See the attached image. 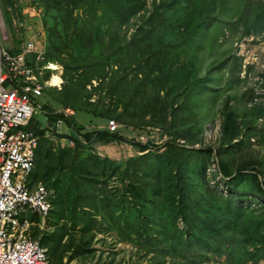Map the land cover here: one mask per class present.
<instances>
[{
	"label": "trees",
	"instance_id": "16d2710c",
	"mask_svg": "<svg viewBox=\"0 0 264 264\" xmlns=\"http://www.w3.org/2000/svg\"><path fill=\"white\" fill-rule=\"evenodd\" d=\"M144 1L38 0L45 9V13L57 10L69 20V29L63 27L61 31L66 39L61 37V33H57L61 42L58 46L52 47L51 35L47 36L46 53L45 49L43 53L44 61L61 63L63 79L67 83H64V88L62 87L60 91L64 90L72 95V98L63 101L47 99L43 108H47L45 112L49 121L61 117L66 124L73 126L76 132L73 138L77 147L82 142L91 143L98 140L109 143L119 140L129 142L138 148V152H141L120 162L96 157L99 160L97 168H100L97 171L103 170L106 178L120 168L123 192L121 196L116 197L106 194L102 189H100L101 193L95 191V187L100 182L94 175L97 173L89 170L91 165L87 159H82L79 153L64 155L59 150L57 163H62L63 159H71V162H67L64 166L67 167L68 187L72 196L68 204L72 216L69 218L71 225L74 228L82 223L81 231L88 232L95 230L93 222L98 221L100 225L98 231L102 232V225L107 224L105 229L125 239H132L131 232H135L138 234L137 245L146 252L170 248L169 251L174 254L180 256L184 254L188 263L196 257L200 258L193 261L194 264L208 260L211 256H224L229 264H246L247 262L258 264L259 260L262 261L261 264H264V211L255 215L254 209L250 211L243 205V197L237 195L233 198L224 197L210 188L204 172L208 160L213 157L211 146L194 149L186 148L185 143L175 142L178 137L185 138L189 144L195 142L192 137L195 132L185 127L178 115L190 109L183 103L205 85L210 72L207 70L205 75L198 76L191 69L197 62L194 57L198 55L196 45L200 43L201 37L209 32L207 36L213 41L218 39L219 33L224 35L226 29L239 30V26H242V34L239 38L246 34L260 33L264 30V4L260 0H154L152 10L130 35L126 45L117 44L106 52L105 45L119 38V34L115 33L116 25H123L130 17L142 10L138 7L142 6ZM0 5L14 34L12 17L8 15L7 6H11V10L16 13H22L24 5L21 0H0ZM76 9L95 15L97 23L80 21L74 15ZM101 25H104L105 29L102 30ZM57 28L56 24L47 27L48 31H54ZM153 37L168 40L163 41L164 47L176 50L173 56V67L170 66L163 72L173 76L174 83H171L168 88L154 87V83L160 78L161 71H140L138 68L148 59L143 58L134 62L136 55L127 50L128 47L133 46L142 57L153 56L155 51L150 53L144 51L146 41H152ZM67 41H77L76 47H70ZM19 47L12 46L9 50L16 53L20 51ZM181 51H186L189 58L178 69L175 68V62ZM121 58L129 61V67L132 68V71L124 76L120 73ZM229 59L230 57L226 58V60ZM107 66H116L111 69L113 75L107 72ZM240 71L241 66L238 67V72ZM165 78H167L166 75ZM122 80H125L127 84L120 88L123 102L120 104L121 111L117 112L116 117L120 124L126 127L144 128V125L151 124L169 134L171 137L162 151V156H165L163 162L155 159L150 148L155 145L150 141L143 143L128 139L118 133L117 129L110 131L106 126L103 129H93L82 133L81 130L84 127L76 124L73 120L74 115L65 116L54 109L60 106L72 109L75 107L77 111L92 114L95 119L106 118V122L108 119H115L108 118L109 115L93 107L96 101L91 100V95L95 90H105L108 94L114 95L115 92L111 87H116ZM87 85L90 86L89 90ZM145 85L152 86L150 94H147L148 89L144 88ZM243 95L250 97L246 99L240 114L235 105L229 103L230 98L223 105L221 122V141L223 142L219 143L218 148L216 147L217 156H220L222 150H225L224 155L231 150L229 144L234 139L249 140L254 135L264 133V101L254 100L257 96H252L246 91ZM163 109L166 111L163 112ZM146 114H151L148 120H144ZM134 116L139 117V121H135ZM160 117L164 118L163 122H159ZM168 117L169 122H166ZM34 119L35 116L30 120V127L35 133L41 134L42 131L34 124ZM225 159L218 158L220 179L230 177L226 184L230 188L235 187V191L238 192L239 177L243 176L242 170L245 168H239L233 175L234 172L230 170ZM249 168L252 171L254 190L264 205V181L258 178L264 168L255 164ZM191 169H196L195 176L189 172ZM165 174L167 175L164 176ZM43 183L51 191L54 190L47 183ZM84 206L95 209L100 214L99 220L95 217L97 213L85 209ZM165 210H167L166 213H164ZM179 218L184 229L177 227ZM156 254L150 257L149 264H159L155 260Z\"/></svg>",
	"mask_w": 264,
	"mask_h": 264
},
{
	"label": "rangeland",
	"instance_id": "374dc122",
	"mask_svg": "<svg viewBox=\"0 0 264 264\" xmlns=\"http://www.w3.org/2000/svg\"><path fill=\"white\" fill-rule=\"evenodd\" d=\"M21 1L24 5L22 7V13H16L11 10V6H7L8 15L12 17L14 34H12L9 23L6 21V16L0 5V25L5 36L2 43L5 46H20L19 48L21 50L26 47L28 41H39L44 45L46 53L45 44L47 36L49 37V35H51L50 39L53 40L51 41L52 47L58 46L61 42L59 41L57 33H61V37L66 39V36L62 34L61 31L63 27H68L69 29L68 18L66 19V17L57 10L45 13V9L39 4L38 0ZM153 1L154 0H145L144 4L138 7L142 10L130 17L123 25H116L115 29L117 32L115 33L119 34V38H117V41H110L108 45H105L106 52L117 44L122 46L126 45L130 35L137 29L138 25L143 23L152 10ZM260 1L264 4V0ZM74 15L82 22L91 21L94 22V24L97 23V17L95 15L86 14L82 9L74 10ZM54 24H56L58 28L54 31H48L47 27H52ZM101 29H105V26L101 25ZM241 29L242 26H239V30L226 29L224 35L219 33L218 39L213 41L210 40L211 37L209 38L207 36L209 32L204 33L200 43L196 45V52L198 55L194 58L197 62L191 69L195 71L198 76L205 75L207 70H210V72L206 78L205 85L194 92L192 97L188 98L183 103L190 107V109L184 114L178 115L180 122L183 123L185 127L189 128V130L195 132V134L192 135L195 142L189 144L188 140L181 137H178L175 142L178 144L185 143L186 148L194 149H204L207 146H211L213 148V157L208 160L204 172L210 188L214 190L216 194L224 197L233 198L235 195L243 197V205L250 211L254 209L255 215H257L264 211V205L261 203V200L254 190L255 185L251 176L252 171L249 166L255 164L258 165V167L264 168V133L254 135L249 140L244 139L241 141L240 138L234 139L229 144L231 150L226 152L225 155V150H222L220 156L216 155V147L219 143L222 144L223 142L221 141V122L223 119V105L226 100L228 98L231 99L229 103L235 105L239 114L242 112L246 99L250 97L243 95L245 91L251 93L252 96H257L254 100L264 101V30L257 34H246L239 38V35L242 34ZM29 31L34 32L35 38L31 39V37L27 36ZM163 41L168 40L153 37L152 41H146V48L144 51L146 53L155 51L153 56L145 55L142 57L141 53L137 52V49L133 46L128 47L127 50L136 55V58L133 60L134 62L143 60V58L148 59V61H144L138 68L140 71H161L160 78L156 80L154 87L168 88L171 83H174L172 80L173 76L168 72H163L167 70L168 67H173V56L176 50L164 47ZM67 43L70 47L74 48L76 47L77 41H67ZM188 56L189 54H187L186 51H181L178 60L175 62V68L180 69L182 63L189 58ZM227 57H230V59L226 60ZM133 61L131 63H133ZM53 64L58 67L61 83L59 86L56 85L45 90L44 93L36 99V103L39 107L38 113L35 114L36 118L34 122L41 127L40 130L42 133L39 134L35 160L34 178L37 180L32 181L33 184L38 181L42 183L45 182L52 187L54 189L53 202L47 218L43 219V221L37 218V215L31 218L29 217L34 222L38 221L40 223L39 227H30V236L38 239L47 248L49 264H63L64 262H69L70 264H149L150 257L155 253H157V259L155 260L159 264H173L172 262L179 264H194L193 261H197L200 257H196L191 263H188L184 258V254L182 256L174 254L172 251H169L170 248L169 250L163 248L161 251H159V249L154 251L153 249L151 252H146L142 247L137 245L138 234L135 232H131L133 240L131 238L125 239L115 232L105 229L107 224L102 225L103 231L101 232L98 231L100 227L98 221L93 222L95 230L92 229L88 232L81 231V227L83 228L82 223L73 228L69 220L72 216L68 206L72 196L70 188L68 187L69 178L67 167H64L67 162H71V159H63L61 161L62 163H57L56 159L57 156H59V150L64 155H69L71 153L78 155L79 153L82 159H87L88 163L91 165L89 170L91 172L94 170L97 173L94 175L100 182V184L95 187V191L101 193L100 189H102L106 194L109 193L116 197L121 196L123 192L121 189L123 185L120 181V168L111 174L109 178H106L103 170L97 171L100 168H97V162L99 160L96 159V157L120 162L128 157L140 154L141 152H138V148L129 144V142L119 140L109 143L94 140L91 143L82 142V144L77 147L75 139L73 138L74 135H76L74 128L64 123L61 124L58 129L59 132H57L54 128V124H52L54 120L49 121L48 115L45 112L47 108H43V105H45L49 98L63 101L67 98H72V95L67 91H60L62 87L64 88V83H67L63 79V66L58 61H53ZM120 65V73H122V76L132 71V68L129 67L130 62L123 58L120 60ZM239 66H241L240 72H238ZM115 67L116 66H107L106 70L109 74L112 73L113 75L111 69ZM232 74H234V76ZM165 75L167 78H165ZM94 83L96 84V81ZM125 84H127L126 81L122 80L120 83H117L116 87H111L115 92L114 95L108 94L105 90L93 91L91 100L96 101L93 107L109 115L108 118L114 117L119 123L117 132L124 135L126 138L139 140L143 143L150 141L155 145L150 147L155 155V159L163 162L165 156H162V151L166 148V142L171 137L169 134L163 132L160 127H154L151 124L144 125V128L126 127L121 125L116 117L117 112L121 111L120 104L123 102L120 88ZM151 87V85L144 86V88L148 89L147 94L151 93ZM87 89H90L89 85H87ZM182 98L180 99L181 103ZM174 106L177 105L174 104ZM60 108L62 107L60 106L54 109L58 110ZM73 108V120L75 118L74 121L76 124L84 126L81 130L82 133L93 129L105 128L106 118L103 120L95 119L92 114L77 111L75 107ZM162 111L164 112L166 109ZM150 116L151 114H146L144 120H148ZM46 117L47 119H44L43 122V118ZM133 119L139 121V117L134 116ZM163 119V117H160L159 122H163ZM166 122H169V117ZM69 139H73L74 141ZM220 157L226 158L225 162L230 170L234 172L233 175L237 173L235 171H238L239 168H245L242 170L243 176L239 177L240 180L237 186L238 192L235 191V187L230 188L226 184V181H228L230 177H226L224 180L220 179L221 173L218 165V158L220 159ZM189 172L193 176L196 175V169H191ZM166 175L167 174L164 176ZM258 178L260 181H264V171ZM105 179H107V181H105ZM84 208L97 213L95 209L88 208V206H84ZM166 211L167 210H165L164 213H166ZM99 212L101 213V209H99ZM95 217L99 220L100 214L97 213ZM89 218L91 219L90 216ZM177 227L179 229H184V225L180 218L177 220ZM248 263L249 262L246 264ZM261 263L262 261L259 260L258 264ZM199 264L229 263L224 256H211L208 260L202 261Z\"/></svg>",
	"mask_w": 264,
	"mask_h": 264
},
{
	"label": "built area",
	"instance_id": "2783aa9c",
	"mask_svg": "<svg viewBox=\"0 0 264 264\" xmlns=\"http://www.w3.org/2000/svg\"><path fill=\"white\" fill-rule=\"evenodd\" d=\"M0 34V264H49L46 247L26 235L35 222L20 219L28 213L44 217L51 209L47 189L28 186L38 137L22 128L38 112L36 99L47 83L39 81L27 53L43 59V51L28 41L22 52L11 53L2 43L1 25ZM52 66L46 62L40 70ZM61 122L57 119V125ZM118 126L115 119L106 122L110 131Z\"/></svg>",
	"mask_w": 264,
	"mask_h": 264
},
{
	"label": "crops",
	"instance_id": "0c3cea01",
	"mask_svg": "<svg viewBox=\"0 0 264 264\" xmlns=\"http://www.w3.org/2000/svg\"><path fill=\"white\" fill-rule=\"evenodd\" d=\"M27 36H29V37H31V39H33V38H35V34H34V32L33 31H29V33H27ZM36 43H37V46H41V49H42V51H43V53H44V45L42 44V43H40L39 41H36ZM8 50H9V48L10 47H7V46H5ZM23 51V49H21L19 52H22ZM9 52H11L10 50H9ZM12 53V52H11ZM16 53H18V52H16ZM37 53L36 52H29V53H27V61H28V63L29 64H31L33 67H35L36 69H35V74L37 75V77H38V79H39V81L40 82H43V81H47V83H46V85L44 86V88H43V93H44V91L45 90H47V89H49V88H51V87H53V86H56V85H51L50 84V82L48 81L49 79H50V77H51V75L54 73V72H58V67L56 66V65H54L53 64V61H44V57H43V59H37ZM46 62H49V63H51L52 65H54V66H56L57 67V69H41L40 70V67L43 65V64H45ZM47 71H49V74H47ZM48 75V76H47ZM60 76V75H59ZM46 77H48V78H46ZM61 79V78H60ZM57 86H59V85H57ZM37 101V100H36ZM62 107V106H61ZM69 109V110H71L72 111V113H69V112H66V109ZM56 112L57 113H61V114H63V115H65V116H72L73 114H74V111H73V109L71 108V107H62V108H60V109H58V110H56ZM38 113V112H37ZM37 113H35V114H37ZM33 115V116H36V115ZM32 116V117H33ZM36 118V117H35ZM44 119H47V117L46 118H43V122H44ZM57 119H61L62 120V122L59 124V125H57ZM74 120H75V118H74ZM62 123H64V124H66L65 122H64V119L63 118H61V117H56L55 118V120L52 122V124H54V128L56 129V131L57 132H59V128H60V126H61V124ZM30 124H31V121L30 122H28L26 125H24L22 128L24 129V130H26V131H28V130H31L37 137H38V140H37V144H38V142H39V134H37V133H35V131H33V129H31V127H30ZM35 124V123H34ZM37 126H38V124H36ZM66 125H68V124H66ZM39 128H41L40 126H38ZM71 127H73V126H71ZM84 127V126H83ZM80 134H82V133H80ZM62 139H64V138H62ZM69 140H72V141H74L73 139H69ZM36 155H37V147H36V149H35V155H34V162H33V169H32V171H31V173L29 174V177H28V186H29V188H35L36 186H38V185H42V186H44L45 187V185L41 182V181H38L37 183H35V184H33L32 183V181H35V180H37V179H35L34 177H35V175H34V170H35V160H36ZM46 189H47V191H48V196H49V200H50V203L52 204V197H53V195H54V193H53V191H51L50 189H48L47 187H45ZM32 216H34V214H32V213H28L27 215H23L22 217H20V219L21 220H28V221H31V222H33V220L32 219H30ZM47 216H48V214L46 215V216H44V217H41V216H39V215H37L36 217L37 218H39L40 220H42L43 221V219H46L47 218ZM30 217V218H29ZM41 217V218H40ZM31 226H40V223L37 221V222H35V224H33V225H31ZM31 226H29V228H28V230H26V235L28 236V237H30V238H32V239H36V238H34V237H31L30 236V227ZM35 231H37L36 229H34ZM34 235V234H33ZM41 243V242H40ZM42 244V243H41ZM43 245V244H42ZM44 246V245H43ZM45 247V246H44ZM47 249V248H46ZM49 259V258H48ZM65 263H69V262H64L63 264H65ZM70 264V263H69Z\"/></svg>",
	"mask_w": 264,
	"mask_h": 264
},
{
	"label": "bare ground",
	"instance_id": "6f19581e",
	"mask_svg": "<svg viewBox=\"0 0 264 264\" xmlns=\"http://www.w3.org/2000/svg\"><path fill=\"white\" fill-rule=\"evenodd\" d=\"M54 69H57V67L56 66H52ZM49 82H50V84L51 85H60V83H61V79H60V76H59V73L58 72H54L52 75H51V77H50V79H49Z\"/></svg>",
	"mask_w": 264,
	"mask_h": 264
},
{
	"label": "clouds",
	"instance_id": "9594fccd",
	"mask_svg": "<svg viewBox=\"0 0 264 264\" xmlns=\"http://www.w3.org/2000/svg\"><path fill=\"white\" fill-rule=\"evenodd\" d=\"M54 69V68H53Z\"/></svg>",
	"mask_w": 264,
	"mask_h": 264
}]
</instances>
